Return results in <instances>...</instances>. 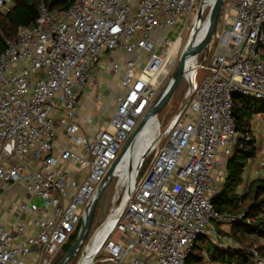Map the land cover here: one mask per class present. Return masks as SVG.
I'll use <instances>...</instances> for the list:
<instances>
[{
    "label": "built area",
    "instance_id": "obj_1",
    "mask_svg": "<svg viewBox=\"0 0 264 264\" xmlns=\"http://www.w3.org/2000/svg\"><path fill=\"white\" fill-rule=\"evenodd\" d=\"M53 1L60 5L47 3ZM203 2L205 16L208 0H41L35 22L5 40L0 196L20 185L29 199L11 201L12 224L0 216V264H54L79 233L99 185L156 99L152 84L164 64L156 33L166 37L194 22ZM14 6L0 0V14ZM220 12L208 62L196 60L187 110L159 124L141 171L147 159L154 162L105 240L99 264H186L200 236L223 238L214 222L232 224L244 215L216 208L224 181L216 167L249 136L237 124L235 96L264 100V0H225ZM155 55L160 64L151 75L146 67ZM98 71L122 84L104 123L92 111L81 113L86 87L97 105L108 94L95 80ZM38 198L44 206H31Z\"/></svg>",
    "mask_w": 264,
    "mask_h": 264
},
{
    "label": "trees",
    "instance_id": "obj_2",
    "mask_svg": "<svg viewBox=\"0 0 264 264\" xmlns=\"http://www.w3.org/2000/svg\"><path fill=\"white\" fill-rule=\"evenodd\" d=\"M14 1L15 6L12 10L6 14H0V55L4 52L5 40L8 37L15 36L19 27L32 25L35 22L41 4V0ZM47 3L54 7L60 5L57 1ZM233 110L238 126L249 136L240 141L228 158L226 181L222 192L215 198V206L222 212L233 215L244 214L241 220L231 224L230 235L235 241L240 240L241 242L250 236L255 242L250 243L249 247L256 250L258 256L264 258V179L253 181L249 185L248 193L241 197L236 192V188L242 180L245 166L257 152L255 139L252 138L247 127H249V121L253 114L264 113V100H254L238 95L234 98ZM247 198L251 200L244 204ZM77 236L78 233L70 240L74 243ZM206 241L205 235L197 239V244L186 258V264H257V257L249 247L235 248L230 244L223 247L212 242L206 244ZM64 246L68 251L71 244L67 242ZM202 248L206 250L205 256L198 252ZM63 256H58L54 264H58Z\"/></svg>",
    "mask_w": 264,
    "mask_h": 264
},
{
    "label": "rangeland",
    "instance_id": "obj_3",
    "mask_svg": "<svg viewBox=\"0 0 264 264\" xmlns=\"http://www.w3.org/2000/svg\"><path fill=\"white\" fill-rule=\"evenodd\" d=\"M208 1H210V4H213L214 2V0H208ZM219 23H220V18L216 22L214 28H216ZM193 26H194L193 22H189V23L187 22V24L174 26L171 28L170 33L166 37L164 36V32L158 31L156 33L155 40H156L157 45L159 46L158 53L164 57V61H163L164 64L162 68L160 69V71L156 74V77L154 78V81L152 84L157 94L170 81V78L173 72L179 65L180 60L183 56L184 50L186 48V44L188 40L190 39L191 33L193 31ZM207 47L208 46H206L202 51H200L198 54V57L196 58V60L198 59V62L200 64L204 62H208L209 60L210 53L208 54L207 57L204 56V53L207 50ZM146 56L147 54L144 55V58ZM196 60L192 68V78L193 79H194V74L196 73V68H197ZM159 62H160V56L155 55L150 60V64L146 67L147 73L152 75L155 69L160 64ZM200 72L202 73L201 69H200ZM146 77H148V75H146ZM95 80L100 83V91L107 90V86H108L107 81H109V83H113L114 87L118 86L120 90L122 89L120 88L122 85L121 81L117 80L111 73H107V72L103 73V72L98 71V73L96 74ZM190 83H191L190 78H188L187 75L184 73V76L181 78L179 83L176 85V87L173 89L172 93L170 94L171 96L169 97L167 102L164 104V106L161 108V110L159 111L160 113L158 115V121L161 127L165 126L173 118V116L177 114V111L188 101L187 93L190 87ZM115 90L116 89H114L113 91L116 92L117 90L116 91ZM114 92H112V95L110 96L111 98L108 96V94L105 95L102 101L100 102V104L97 105L94 103V100H93L94 89L91 87L90 88L86 87L83 94L80 97L81 98L80 101L82 102V109L85 110V113H90L92 111V113L95 114L96 119H98L97 118V116L99 115L98 113H101L102 120L106 119L108 121V118H110L112 115L110 106L113 105L114 102L116 101V97H114L113 95ZM157 94H156V97H157ZM186 110H187V107L185 111ZM127 155L128 153L125 156ZM153 159H154V156L147 159L144 165V168L140 172L139 181L142 179L141 177H142L143 172L147 170L149 167H151V165L153 164L154 162ZM224 162L225 161L222 160L220 162V166H223ZM124 177H125V169H120L111 176L109 184L106 186V188L103 190L102 194L100 195L101 197L94 210L95 214H94V218L91 224V228H90L91 231L88 235V238L86 242L84 243L83 248L78 252V254L73 259H71L69 264H78L79 260L92 247V244L102 232L105 222L108 219L111 211L120 202L121 196L124 192L123 190L125 189V188L120 187V184L123 182ZM128 181H130V179ZM118 194L120 195L119 198H118ZM4 199H5V204L2 209H4L5 211L9 208L11 201H14L16 203L27 201L22 188L19 186L15 187L13 190H11L8 193H5ZM250 200H251L250 198H247L244 201V204L249 203ZM7 220L12 221L14 220V217L9 216ZM216 226L221 229V232L223 233L222 236L231 237L230 235L231 231H227L226 228H230L232 225L230 224L223 225V224L218 223ZM76 234L77 232H75L71 238H73ZM223 240L214 239L211 235H209V237L207 238L206 244L212 242L219 246H223V247L228 246L227 244L229 243ZM252 242H255V241H253L250 238V236H247V238L244 239V242L237 240L236 241L237 245H233V246L235 248H243V246L249 247V244ZM68 244L72 245L73 241L69 240ZM249 249H252V247H249ZM66 252L67 251L64 246L59 254V257L64 255ZM198 252H200L199 254H201L202 256H205L206 254V250L204 248H202ZM99 258H100L99 256L95 258V260L93 261L94 264H99V261H98Z\"/></svg>",
    "mask_w": 264,
    "mask_h": 264
},
{
    "label": "water",
    "instance_id": "obj_4",
    "mask_svg": "<svg viewBox=\"0 0 264 264\" xmlns=\"http://www.w3.org/2000/svg\"><path fill=\"white\" fill-rule=\"evenodd\" d=\"M225 0H214L213 4L211 5V8L209 9L208 13L203 16V4L201 5L200 9L198 10V14L193 22V31L191 33L190 39L188 40L186 44V48L184 50L183 56L180 60L179 65L173 72L170 81L165 85V87L157 94L156 99L154 102L150 105V107L147 109L146 113L141 118L139 124L135 128V131L131 134L129 139L125 143V147L123 151L121 152L120 157L114 162V164L109 169L108 174L105 176L102 183L99 185L97 192L94 195L93 200L90 202V204L87 206L85 213L86 218L83 220L80 231L78 233V236L74 243L71 245L70 249L64 254L62 259L58 262V264H69L71 259H73L78 252L83 248L84 243L86 242L88 235L91 231V224L94 218V210L96 208V205L100 199V195L102 194L103 190L106 188V186L109 184L111 176L114 174L115 168L118 166L120 161L122 160L123 156L125 155L126 151H130V181L126 185V188L124 189V192L121 196L120 202L117 206L113 208L111 211L108 219L105 222V225L103 227L102 232L100 235L96 238L94 243L92 244V247L82 256V258L79 260L78 264H92L95 257L98 255L100 250L103 247V244L105 240L111 235V232L115 229L114 227L118 224L120 221L122 215L124 214V210L126 209L127 204L132 198V194L134 189L136 188L139 176L143 164V160L145 159L147 153L150 150V146L146 150V153L141 156L136 162L134 161V152L136 149V145L139 141V138L144 131V128L148 124V122L153 118H158L159 111L164 106V104L167 102L170 94L172 93L173 89L176 87V85L179 83L181 78L184 76V73L186 69L188 68L189 59L192 55L202 51L207 44L210 42L213 33L215 31V24L218 21L220 14H221V8L224 4ZM199 23H207L206 24V32L203 36V38L199 41L196 40L198 33L196 32V24ZM192 84V83H191ZM190 84V86H191ZM187 101L178 111L175 116L179 117L181 116L185 111L187 105ZM45 199L38 198L31 202V206L35 207L37 205L44 206Z\"/></svg>",
    "mask_w": 264,
    "mask_h": 264
},
{
    "label": "crops",
    "instance_id": "obj_5",
    "mask_svg": "<svg viewBox=\"0 0 264 264\" xmlns=\"http://www.w3.org/2000/svg\"><path fill=\"white\" fill-rule=\"evenodd\" d=\"M107 83H108V86H107V90L105 91V93H108V96L110 97L112 95V92H114L113 90L116 89L117 91L115 90L116 92H114L113 95H114V97L117 98V95L122 91V89L120 90L118 86L114 87L113 86V83H109V81H107ZM80 103H81V113L84 115L86 113H85V110L82 109V102L81 101H80ZM114 105H115V102H114L113 105H111V106L109 105L110 108H111V110L114 108ZM98 114L99 115L97 116V118L102 123L107 122L106 119L105 120H102L101 113H98ZM248 126L249 127H247V130H249V132L251 133L252 138L255 139L256 146H257V152H256L255 157L254 158H251L248 161L247 165L245 166L244 171L242 173V180H241L240 184L236 188V192H237V194L240 197L243 196L244 194L248 193L247 191H248L249 185L253 181H256L257 179H260V178H263L264 179V113L256 112L255 114H253L251 116V118H250V121H249V125ZM228 158H229V156L228 157H225V156L224 157L223 156H219L218 157L219 162L217 164L216 170H217V172H219L220 174H222V176L224 177V181H223V184H222L221 192H222V190L224 188V184H225L226 177H227L226 175H227V162H228ZM222 160H224L225 162H224V165L223 166H220V162ZM17 186H19V187L22 188L26 200L29 199L28 198L29 196L26 193V190L24 189V187H22L20 185H16V186H14L11 189L6 190L2 194V196H0V216L5 220V222L7 224H12V222L16 219V217L14 215H12L14 217V220H12V221H8L7 220V218L9 216H11V215L8 216V214L6 212L7 210L5 211L4 209H2L4 207V204H5V199H4L5 198V193L10 192L11 190H13ZM24 219H25L27 231L33 232L32 231L33 229L30 226V216L28 215V216L24 217ZM217 224H218V222L217 223L214 222V225H217ZM219 224H222V223H219ZM225 224H223V225H225ZM226 230L232 232V226L230 228H226ZM218 231H219V233L221 235L223 234L222 232H220L221 231L220 228H218ZM205 237L208 238L209 235H205ZM222 237L223 238L221 240L224 239L225 242H226L227 241L226 240V237L227 236L226 237L222 236ZM229 244L232 245L231 243H229ZM229 244H227V245H229Z\"/></svg>",
    "mask_w": 264,
    "mask_h": 264
},
{
    "label": "bare ground",
    "instance_id": "obj_6",
    "mask_svg": "<svg viewBox=\"0 0 264 264\" xmlns=\"http://www.w3.org/2000/svg\"><path fill=\"white\" fill-rule=\"evenodd\" d=\"M206 24L207 23H199L196 24V32L198 33L196 40L199 41L203 38L205 32H206ZM198 53L194 54L191 56V58L189 59V66L185 71V74L187 75L188 78H190V82H193V78H192V68L194 66L195 60L198 57ZM150 64V62H149ZM197 69V68H196ZM147 72V71H146ZM147 74H144L142 76V79L145 81H149L148 77H146ZM195 75V74H194ZM190 83V84H191ZM159 126V121L158 118H153L151 119L148 124L146 125V127L144 128V131L142 132L139 141L137 143V147L135 149L134 152V161L136 162L139 158H141V156L143 154L146 153V150L148 149V147L150 146V143L152 142V140L155 137V134L157 133V128ZM128 153L127 156H125ZM125 155L123 156L122 160L120 161V163L118 164V166L115 168L114 173L120 169H125V177L123 182L120 184L121 188H126V185L129 183V177H130V151H126ZM124 191V190H123ZM117 198V196H116ZM118 202V201H117Z\"/></svg>",
    "mask_w": 264,
    "mask_h": 264
}]
</instances>
